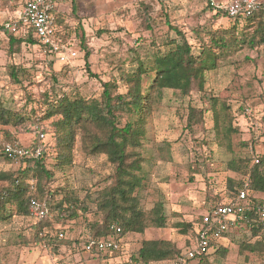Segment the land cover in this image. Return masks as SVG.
<instances>
[{
    "label": "rangeland",
    "instance_id": "374dc122",
    "mask_svg": "<svg viewBox=\"0 0 264 264\" xmlns=\"http://www.w3.org/2000/svg\"><path fill=\"white\" fill-rule=\"evenodd\" d=\"M21 5L22 0H0V27L14 19ZM59 10L64 19V42L77 52L75 59L65 63L39 44L22 43L10 48L7 35L0 29V100L26 117L17 126L0 124V172H16L25 165L4 157L5 144H37L43 148L45 167L53 173L45 182L49 202L54 206L68 196L84 207L70 218L50 206L40 226L25 215L13 214L0 221V264H121L122 255L134 253L144 239L172 240L183 250L194 238L190 230L181 233L174 224L191 223L208 210L213 203L210 198L228 196L227 179L236 183L242 178L227 168L228 161L264 155V45L232 50L216 69L207 72L204 91L193 89L189 95L163 92L147 119L141 148L145 158L143 186L137 195L145 210L157 201L163 203L167 227L150 226L142 234L129 233L121 241L120 253L92 256L83 244L92 233V224L102 218L94 198L110 183L114 167L105 154L86 152L79 134L71 162L58 164L59 147L51 124L56 117L44 118L47 100L63 93L98 98L105 82L116 84L112 93H124V77L134 70L136 55L143 57L152 43L174 38L173 27L185 33L197 53L200 40L194 29H226L234 20L215 13L202 0H63ZM238 24L241 27L242 22ZM81 42L89 50V72ZM209 97L225 102L233 113L232 125L237 131L230 136L229 144L225 141L220 145L213 139ZM188 105L204 109L205 132L200 127L194 132L186 129ZM39 131L44 133L43 138L38 136ZM25 182L36 186L32 173ZM2 185L6 183L0 182ZM257 197L264 199V194ZM5 207L6 212L14 211L9 201ZM39 230L47 236L39 239ZM53 237H57V251L48 246ZM233 237L227 238L225 253L212 251L203 264H264V232L248 240L254 245L252 251L240 245L243 237Z\"/></svg>",
    "mask_w": 264,
    "mask_h": 264
},
{
    "label": "trees",
    "instance_id": "16d2710c",
    "mask_svg": "<svg viewBox=\"0 0 264 264\" xmlns=\"http://www.w3.org/2000/svg\"><path fill=\"white\" fill-rule=\"evenodd\" d=\"M258 2L257 8L249 15L230 17L224 11L216 9L215 13L233 19L234 24L220 30L194 29L193 32L199 36L200 40V50L197 53L194 52L185 33L173 27L176 34L174 38L165 39L160 44L152 43L151 50L143 57L136 55L134 70L124 77L126 84L124 93H112L111 88H116V84L105 82L98 98L85 99L63 93L54 94L52 99L47 100L44 118L56 117L51 124L54 128L56 145L59 147L57 163L71 162L73 144L79 134L82 147L86 152L92 155L105 154L114 167L110 183L100 189L94 198L96 210L102 218L100 223L92 224V233L86 237V240L112 237L121 242L127 234H142L150 226L167 227L163 203L157 201L149 210H145L140 206L137 195L138 189L143 186L142 166L145 158L141 148L146 138L147 119L162 99L165 90L178 91L182 95H189L193 89L204 91L207 72L216 69L232 50L244 47L257 49L264 45V0H258ZM55 22L61 30L58 33L64 42V19L61 12L56 13ZM239 22H242L241 27L238 26ZM0 29L7 35L10 48L22 43L39 44L31 27L19 25L18 32H11L3 26ZM203 36L207 38L204 39ZM81 43L85 51V65L89 72L87 62L89 50L83 42ZM13 74L14 71H12ZM209 102L213 120V139H216L220 145L226 144L225 141L229 144L230 136L237 131L232 125L233 113L225 102H220L216 97H209ZM25 120L26 117L23 114L13 111L0 100V124L17 126ZM204 124V109L188 105L186 129L194 132L197 127H200L205 132ZM39 133L40 131L38 136ZM37 146V144H31L25 147L32 149ZM43 153L42 148L38 156L14 158L4 151V147L2 148V154L7 160H18L25 165L23 169L16 172H0V182L6 183L0 187V221L9 219L13 214L28 216L29 202L32 198L46 201L48 213L51 206L62 214L65 212L70 218L76 217V211L84 207L82 202L68 196H64L52 206L49 202L50 194L47 192L45 194V182L51 180L53 173L45 167ZM227 168L242 175L236 183L227 179L228 196H232L236 187H240L247 180L250 200L264 202V199L257 197L259 194H264V155H258V162H254L248 156L230 160ZM29 173L36 178V188L30 187L25 182ZM206 198L209 199L208 196ZM222 199L223 196H219L209 200L216 203ZM7 201L14 204V211L6 212ZM248 217L250 225L239 221L228 234L229 237L233 235L243 237L240 245L252 251L254 245L248 240L259 237L262 231L261 223L257 221L255 214L250 212ZM42 220L35 221L37 226H40ZM200 221L201 215L191 223H176L174 227H178L181 233L190 230L194 238V228ZM116 228H119V232ZM38 234L39 239L47 236L40 230ZM52 240L53 242H50L48 246L57 251V237H53ZM121 249L113 253H120ZM180 251L181 249L172 240L144 239L134 253L122 255L123 259L120 262L128 264V259L132 258L139 264L157 262L170 264ZM218 252L225 253V248L217 247L214 253ZM108 254L110 253H97L103 257ZM206 257L207 255H204L200 258L197 264H203V259Z\"/></svg>",
    "mask_w": 264,
    "mask_h": 264
},
{
    "label": "built area",
    "instance_id": "2783aa9c",
    "mask_svg": "<svg viewBox=\"0 0 264 264\" xmlns=\"http://www.w3.org/2000/svg\"><path fill=\"white\" fill-rule=\"evenodd\" d=\"M63 0H24L21 8L14 15L12 21L5 22L2 26L11 31L18 32L19 25L31 27L33 33L45 52L53 55L60 62L75 59L77 52L63 42L59 36V27L56 25L55 16L60 12L59 6ZM212 9L222 10L228 16L249 15L258 6V0H202ZM40 138L44 133H39ZM4 151L12 157H35L41 154L42 147L28 149L19 143H7ZM252 160L258 162V157L252 155ZM32 187V186H31ZM249 182L246 180L240 187H236L232 196H223V199L211 204L210 208L201 215V221L195 226L193 243L177 253L170 264H197L193 260L214 251V243L237 223L250 225L248 213L253 212L257 221L261 223L264 232V202L258 203L250 200ZM48 214L46 201L32 198L29 202L28 216L35 221L42 220ZM119 232V228H116ZM121 242L115 238H88L83 249L87 252L113 253L121 249ZM93 254V253H92ZM128 264H139L137 260L128 259Z\"/></svg>",
    "mask_w": 264,
    "mask_h": 264
},
{
    "label": "crops",
    "instance_id": "0c3cea01",
    "mask_svg": "<svg viewBox=\"0 0 264 264\" xmlns=\"http://www.w3.org/2000/svg\"><path fill=\"white\" fill-rule=\"evenodd\" d=\"M230 232L231 231H229V234H230ZM229 234H228V232L227 233H225L219 240H217L214 244V251H215V249L217 248V247H223L224 246V244L226 243V241H227V238H229ZM223 248H225V247H223ZM91 255L92 256H97V254H92L91 253ZM89 256V255H88ZM105 261V260H104ZM89 264V263H88ZM100 264H102V263H100ZM105 264V263H104Z\"/></svg>",
    "mask_w": 264,
    "mask_h": 264
}]
</instances>
